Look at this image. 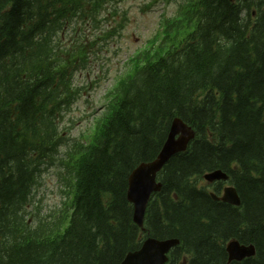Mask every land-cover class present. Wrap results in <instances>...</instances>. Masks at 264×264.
I'll use <instances>...</instances> for the list:
<instances>
[{
  "label": "trees",
  "instance_id": "obj_1",
  "mask_svg": "<svg viewBox=\"0 0 264 264\" xmlns=\"http://www.w3.org/2000/svg\"><path fill=\"white\" fill-rule=\"evenodd\" d=\"M119 3L0 0V264H121L147 238L179 241L166 264H264V0H182L156 49L107 94L93 135L69 144L57 122L86 54L63 41ZM175 118L195 138L157 175L142 232L128 178L155 159ZM66 146L69 206L52 222L35 220L27 205L41 168ZM215 170L239 207L198 185ZM230 240L255 255L228 262Z\"/></svg>",
  "mask_w": 264,
  "mask_h": 264
},
{
  "label": "rangeland",
  "instance_id": "obj_2",
  "mask_svg": "<svg viewBox=\"0 0 264 264\" xmlns=\"http://www.w3.org/2000/svg\"><path fill=\"white\" fill-rule=\"evenodd\" d=\"M181 2L122 0L116 7L106 6L99 22L93 26L79 24L75 28L76 34L80 33L78 39L67 35L63 47L74 52L78 45L79 53L86 54L83 65L74 69L70 80L75 100L57 122L59 133L69 144L85 143L93 135L95 124L103 116L107 94L123 73L132 70L134 58L156 49L164 34L165 20L174 18ZM114 10H119L116 15ZM119 21L123 28H119ZM67 149V146L61 148L54 156L53 164L41 168L27 205L29 216L35 220L52 222L65 214L69 206L68 185L64 171L59 168ZM198 185L213 191L204 180Z\"/></svg>",
  "mask_w": 264,
  "mask_h": 264
},
{
  "label": "water",
  "instance_id": "obj_3",
  "mask_svg": "<svg viewBox=\"0 0 264 264\" xmlns=\"http://www.w3.org/2000/svg\"><path fill=\"white\" fill-rule=\"evenodd\" d=\"M194 138L195 132L191 127L178 118L173 119L166 140L155 159L141 163L129 175L126 199L133 206V223L142 231L145 211L151 195L161 190L157 174L173 156L185 152ZM203 179L208 184H213L227 182L228 176L221 170H216L204 174ZM222 191V196L211 194V198L233 207L240 206L239 196L233 186L224 187ZM178 244L179 241L176 239L160 241L147 238L137 251L128 253L121 264H165L167 254ZM225 250L228 262H240L255 255L254 246L242 245L236 240L229 241Z\"/></svg>",
  "mask_w": 264,
  "mask_h": 264
},
{
  "label": "flooded vegetation",
  "instance_id": "obj_4",
  "mask_svg": "<svg viewBox=\"0 0 264 264\" xmlns=\"http://www.w3.org/2000/svg\"><path fill=\"white\" fill-rule=\"evenodd\" d=\"M219 193H221V192H219Z\"/></svg>",
  "mask_w": 264,
  "mask_h": 264
}]
</instances>
